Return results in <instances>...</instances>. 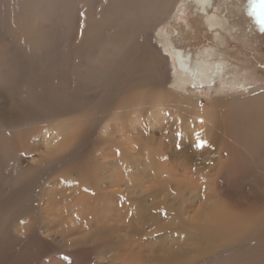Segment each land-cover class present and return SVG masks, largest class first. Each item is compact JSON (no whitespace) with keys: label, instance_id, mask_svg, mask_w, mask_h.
Returning <instances> with one entry per match:
<instances>
[{"label":"bare ground","instance_id":"6f19581e","mask_svg":"<svg viewBox=\"0 0 264 264\" xmlns=\"http://www.w3.org/2000/svg\"><path fill=\"white\" fill-rule=\"evenodd\" d=\"M44 1L0 55V264H264V84L170 49L180 0H96L73 36Z\"/></svg>","mask_w":264,"mask_h":264},{"label":"rangeland","instance_id":"374dc122","mask_svg":"<svg viewBox=\"0 0 264 264\" xmlns=\"http://www.w3.org/2000/svg\"><path fill=\"white\" fill-rule=\"evenodd\" d=\"M95 1L96 0H50L48 3L44 1L43 4L45 6H43L45 8L43 7V12L46 15L45 21L50 25L52 23L56 32L58 31L57 27L59 29L60 26H64L66 21L67 28L70 30L69 33H71L70 36H73L76 29L75 19L77 20L79 12L82 11H80V9L85 10L89 7V12H91ZM12 2L13 0H0L1 57H3L2 55L4 54H9L10 46H8V40H12L13 43L19 38L25 40L27 36L24 34L27 29L31 30L30 23L28 21L23 22V16H19V13H22L20 15H24L30 7L26 6V8L28 7L26 9L25 7L17 5L18 8H16ZM50 3L51 6L49 5ZM184 3H186L185 0H180L173 12L162 24V27L168 33L169 48L172 49V47H175L177 49H182L188 55L194 56L198 50L211 47L215 49V57L226 60V70L230 68V70L237 69L242 73L243 77L249 78L248 80L254 85L260 83L264 84V0H212L211 4L213 7L209 10V13L215 12V14L226 22V29L215 27L213 30L205 25L201 14L199 15L194 11L193 4ZM13 11H16V13H12ZM69 11L70 14H67ZM24 23L26 27L29 25V28L23 27ZM19 25L22 27H19ZM9 26L12 27V29L9 28ZM5 30L6 34L4 33ZM54 30H51V32ZM33 31L36 35L40 34L37 29ZM7 32L9 33L8 37H6L8 34ZM17 32L20 33L17 34ZM53 34L54 33H52V35ZM56 38H58L57 35L55 36V39ZM3 42L7 43L5 44ZM171 44L172 46L170 47ZM2 60L5 61V59ZM6 63L5 61L4 64ZM5 69L12 71L13 67L7 65ZM217 83L218 79H215L211 86H216ZM202 87L206 88V85L199 88ZM188 91H195V93L200 94L198 88L192 87L191 85L188 87ZM105 263L108 264L109 262L106 261Z\"/></svg>","mask_w":264,"mask_h":264},{"label":"water","instance_id":"95a60500","mask_svg":"<svg viewBox=\"0 0 264 264\" xmlns=\"http://www.w3.org/2000/svg\"><path fill=\"white\" fill-rule=\"evenodd\" d=\"M212 1V0H211Z\"/></svg>","mask_w":264,"mask_h":264}]
</instances>
